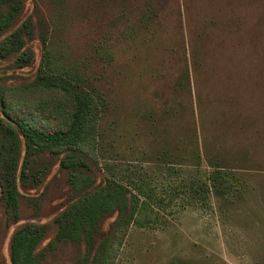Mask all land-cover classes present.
Listing matches in <instances>:
<instances>
[{"label":"rangeland","instance_id":"obj_1","mask_svg":"<svg viewBox=\"0 0 264 264\" xmlns=\"http://www.w3.org/2000/svg\"><path fill=\"white\" fill-rule=\"evenodd\" d=\"M37 1L24 0L19 17L34 21L33 60L0 59V78L36 77L44 30L62 69L105 104L94 158L153 208V223L118 232L108 263L264 264V0ZM56 171L42 188L20 185L38 215L23 201L21 218L7 221L0 202V264H11L20 225L48 222L69 196L64 176L48 181ZM83 255L84 245L63 244L44 264Z\"/></svg>","mask_w":264,"mask_h":264},{"label":"trees","instance_id":"obj_2","mask_svg":"<svg viewBox=\"0 0 264 264\" xmlns=\"http://www.w3.org/2000/svg\"><path fill=\"white\" fill-rule=\"evenodd\" d=\"M23 7L24 0H0V59H12L15 68L29 65L34 56L27 42L36 37V29L32 18L19 22ZM40 38L44 55L36 77L11 86L0 78V202L7 221L21 218L23 201L38 215L37 199L22 193L20 185L46 186L55 166L48 181L64 176L70 194L48 222H25L14 231L11 264H44L63 244L84 245L83 264H109V246L118 232L133 223H153V208L110 168L99 166L92 151L105 104L75 70L62 69L44 30ZM40 90L52 97L32 103L24 99ZM26 111L38 117L30 118ZM111 216L115 218L105 231L103 224ZM51 233L53 238L42 246Z\"/></svg>","mask_w":264,"mask_h":264}]
</instances>
